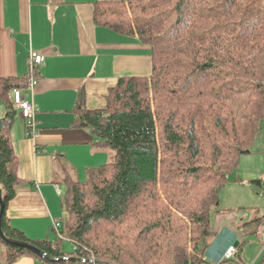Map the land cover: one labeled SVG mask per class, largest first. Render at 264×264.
<instances>
[{
	"label": "trees",
	"instance_id": "16d2710c",
	"mask_svg": "<svg viewBox=\"0 0 264 264\" xmlns=\"http://www.w3.org/2000/svg\"><path fill=\"white\" fill-rule=\"evenodd\" d=\"M96 19L150 45L153 71L121 77L103 108H84L81 98L73 125L93 129L114 158L84 179L64 177V216L51 226L56 237L39 240L7 215L22 183L11 135L18 110L9 96L30 76L0 77L2 229L48 255L0 234V264L25 255L42 264H84L90 253L102 264H214L207 251L222 227L241 235L250 223L241 224L246 208H220V192L264 121V0H111ZM57 166L68 163L59 158ZM262 218H254V229ZM105 224L118 231L116 240L93 244Z\"/></svg>",
	"mask_w": 264,
	"mask_h": 264
},
{
	"label": "crops",
	"instance_id": "0c3cea01",
	"mask_svg": "<svg viewBox=\"0 0 264 264\" xmlns=\"http://www.w3.org/2000/svg\"><path fill=\"white\" fill-rule=\"evenodd\" d=\"M108 1L0 0V77L30 76L31 51L45 56L35 72L34 88L23 87L24 96L36 106L35 128L18 112L20 121L16 119L11 132L22 183L8 204L7 215L12 226L32 240L55 239L51 226L64 216L66 185L59 175L58 159L68 163L67 169L61 168L65 176L75 175L83 166H87V175L93 166L108 161L107 148L100 145L98 134L73 125L81 98L84 108H103L110 89L121 77L148 76L151 67L153 71L150 45L97 21L98 8L108 6ZM247 159L259 161V166L248 169ZM235 175L231 183L246 181L264 190V121L251 151L241 156L239 174ZM232 209L237 208L222 210ZM250 209L249 215L241 217V224L250 222L241 235L231 227L217 235L207 251L209 262L264 264V218L252 227L254 218L264 216V201ZM235 242L242 243L237 259L222 263L227 247ZM12 264L42 262L25 255Z\"/></svg>",
	"mask_w": 264,
	"mask_h": 264
},
{
	"label": "rangeland",
	"instance_id": "374dc122",
	"mask_svg": "<svg viewBox=\"0 0 264 264\" xmlns=\"http://www.w3.org/2000/svg\"><path fill=\"white\" fill-rule=\"evenodd\" d=\"M151 71H152V67H151V70H149L147 74L150 75ZM11 94H10V96H11ZM10 96H9V100H11ZM11 98H12V96H11ZM3 110L5 112L4 104H2L0 102V116H2L4 114V112H2ZM16 119H17V121H20L19 116H17ZM102 152H104V151H102ZM106 156H107V159L105 161H107V160L111 161L114 158V150L109 147L107 149ZM246 156H248V155H246ZM258 166H259V161L258 162H252L251 160L247 159L246 167L248 169L258 167ZM86 167L87 166H83L82 168L81 167L77 168V172H75V175L71 174V176L75 179H79V178L84 179L85 175H86ZM88 167H91V166L89 165ZM94 167H96V166H93L92 168H94ZM64 173H65V170L60 169L59 175H60V177H62V179L65 177ZM238 174H239V167L236 170L235 177H237ZM241 179L244 180L243 178H241ZM247 183L248 182L244 181L240 184H238V183L234 184L231 182L225 184V186H223V188L220 192V208L225 209V208L232 207L234 205L236 206V208H238L239 205H242L246 208V211H245V213H243V216L245 214L249 215L248 213L251 212L250 208H252L253 205L257 204L260 201H264V190H262L260 193H256L255 189L253 187L254 184L247 185ZM61 187L64 188V185L62 184ZM159 205L161 206L160 203H159ZM160 217H161V214H156L153 216V220L151 221V222L159 221L160 227H158L157 229L154 230V232L157 235H159L161 233V230H162V225H161L162 222L160 220ZM151 222H148V223L151 224ZM143 225H145V224H143ZM109 229L113 230V234L108 232V224L102 225L101 227H100V225H98L96 228V231L93 235V238H92L93 244H102V242H105L104 247H106V246H108V240H112V241L116 240L117 235H118V231L114 230V227H109ZM223 230H224V227H222V231ZM70 247H72V244H70V243H67V245L64 246V248H67V249H69ZM70 250H72V248ZM70 250H66V251H70ZM73 252L75 253V251H73ZM99 257H100V255H99ZM61 264H64V263H61Z\"/></svg>",
	"mask_w": 264,
	"mask_h": 264
},
{
	"label": "built area",
	"instance_id": "2783aa9c",
	"mask_svg": "<svg viewBox=\"0 0 264 264\" xmlns=\"http://www.w3.org/2000/svg\"><path fill=\"white\" fill-rule=\"evenodd\" d=\"M45 60V56L38 52L32 50L29 57V66H30V78L27 88L33 89L34 85L37 82L35 72L38 66ZM12 96V98H11ZM10 96V102L13 104L14 108L18 110L19 114L27 121V124L34 130L36 125L35 115H36V106L35 104L28 100L23 93V87H17L12 91ZM54 227H59V222H53ZM238 248L233 243L227 247L223 260L235 261L237 259ZM89 258H82L84 264H102L97 256L94 253H90Z\"/></svg>",
	"mask_w": 264,
	"mask_h": 264
},
{
	"label": "water",
	"instance_id": "95a60500",
	"mask_svg": "<svg viewBox=\"0 0 264 264\" xmlns=\"http://www.w3.org/2000/svg\"><path fill=\"white\" fill-rule=\"evenodd\" d=\"M253 187H254L256 192H260L262 190L260 185H253ZM4 209H5L4 196H3L2 188L0 186V234L8 242H10L12 244L19 245V246L24 247V248H27V249L33 251L34 253L38 254L39 256L48 258L47 253L44 250H42L41 248H39L36 245H34V244H32L30 242H26V241L13 240V239H10V238L6 237V235H5V233H4L3 229H2V216H3Z\"/></svg>",
	"mask_w": 264,
	"mask_h": 264
}]
</instances>
